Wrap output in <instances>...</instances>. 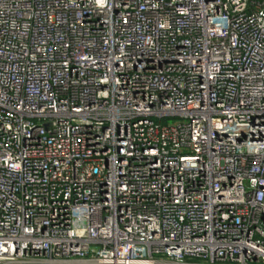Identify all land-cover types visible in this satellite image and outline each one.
I'll list each match as a JSON object with an SVG mask.
<instances>
[{
  "label": "built area",
  "instance_id": "built-area-1",
  "mask_svg": "<svg viewBox=\"0 0 264 264\" xmlns=\"http://www.w3.org/2000/svg\"><path fill=\"white\" fill-rule=\"evenodd\" d=\"M0 264H264V0H0Z\"/></svg>",
  "mask_w": 264,
  "mask_h": 264
},
{
  "label": "trees",
  "instance_id": "trees-1",
  "mask_svg": "<svg viewBox=\"0 0 264 264\" xmlns=\"http://www.w3.org/2000/svg\"><path fill=\"white\" fill-rule=\"evenodd\" d=\"M164 124V123H163Z\"/></svg>",
  "mask_w": 264,
  "mask_h": 264
}]
</instances>
